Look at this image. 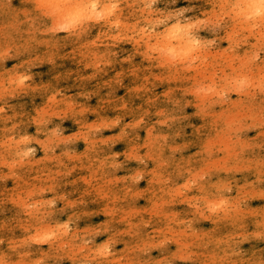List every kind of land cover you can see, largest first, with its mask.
Returning <instances> with one entry per match:
<instances>
[{"label": "rangeland", "instance_id": "374dc122", "mask_svg": "<svg viewBox=\"0 0 264 264\" xmlns=\"http://www.w3.org/2000/svg\"><path fill=\"white\" fill-rule=\"evenodd\" d=\"M240 1L242 2L240 3ZM38 2L37 0H0V82L2 83L3 81V75H8L11 79H14L22 74L26 79H23L22 83L26 85L27 89L26 93L23 92L20 94L18 87H15L16 90H11L13 88L11 84L7 83L5 88L0 84V113L4 112V114H0V146H2L3 142L5 144V147H1L0 151L4 149L8 151V145L11 146L10 152L8 151L10 155H6L7 159L4 158L6 164L0 163V264H80L82 261L85 262V264H94V261H91V257L94 256H90L91 250L94 246L99 244L104 245L107 242L108 244H105V247H112L111 250L107 251V254L109 253L107 257L108 259L115 260L112 264H138L139 262V264H146L147 262V264H199V261L200 264H240L239 261L246 262L262 257L264 254V229H258L256 221L254 220H248L250 222L249 227H251L249 229H245L244 231H236L234 229L235 233L232 236L230 244H223L222 247L219 245L216 249V242H210L214 240L213 237L215 236V224L213 227V221H215L214 214H216V210H214L216 208H211H213V200L217 197L225 199L224 208L229 209L233 206V209H239L237 210L239 218L248 214L252 215L253 209L256 208L255 206L258 202H264V27L263 29L260 26L259 28H252L251 33L254 36L251 37L252 39L249 38L245 41L247 46L246 53L241 51L242 47L240 43H242L243 37L237 34L238 30L234 23L235 21L245 19L242 18L240 14L242 12V14L245 13L243 10L246 8L247 1L221 0L220 3L218 0L217 3L214 2L213 4V10L215 12L213 10L211 11L212 13L207 12V17L209 16L207 20L205 18L201 20V22L205 21L206 23L203 27V31H201V36L206 37L207 41L209 39L207 50L211 53H209L210 59L208 58L207 60L205 57V60L204 58L203 60L205 64L209 63V65L212 60L215 66L211 68L208 66V68H205V76H203L201 81L199 80V85L201 84L202 86L200 85L198 89L200 90L202 88V91L204 89L207 93L203 91L201 94L203 95L205 93L206 95H203V105H201L202 107L200 106V111L195 110V107L189 102L187 93V91L192 93L196 92L197 86L194 85L191 87L187 85L185 86L187 91H185V89L176 88V86L174 87V85L169 84L163 79L159 71V66H157L156 63H151L154 60L152 58L154 57L153 54L148 53L152 56L148 55L150 58L144 57L145 61L143 57H135L131 47L120 44L119 41V45H117V41L113 42L109 38L103 39L104 42L103 40L99 41L97 48L93 44H89L90 32L85 26L80 28V30H82V36L85 35V37H81L80 39L74 38L70 40V43L65 40H59L58 37L62 36V32L54 31L52 27L48 29L50 20L47 19L52 16V12L43 7L41 8L42 4ZM153 2V6H155V17H158L160 16L159 4H161V2L160 0H154ZM169 2L171 5L168 9H171V11L177 8H184L182 14L185 15L186 19L194 18L196 12L193 8L194 5L190 4V0H169ZM176 4H178V6L174 9V5ZM238 6L242 7L240 8ZM157 22L158 21H154V23H156L154 24L156 26L154 30L160 27ZM232 32L234 33L231 34ZM227 33L231 34H229L228 39L233 41H227ZM39 34L41 35L38 36ZM234 36L235 38H233ZM83 42H87L86 44L88 45H84ZM253 42L255 45L251 44ZM85 47L87 51L90 49H98L103 56L100 55L98 58H84L80 52H83V50L86 51ZM71 49L74 50V53ZM232 53L235 55H231ZM73 55L76 58L72 61L70 57L73 58ZM239 57L241 58L240 61ZM147 61L149 63H147ZM215 61L218 64H216ZM229 61L230 65H228ZM87 62H89V64L91 63L90 67ZM136 64L137 66H135ZM150 65L152 66L150 67ZM153 65L156 68H154ZM134 66L135 68L132 71ZM224 68L226 69L224 70ZM129 69L131 70L130 73ZM205 71L210 74L209 77L213 75V71L214 75L208 79V74ZM122 72L124 73L122 74ZM227 74H229V77L226 76ZM120 75H125L124 78L122 77L123 81H121L122 78ZM157 75H159V77ZM235 75L238 76L236 77ZM146 76L149 77L147 78ZM135 77L137 79H135ZM144 79H146V81H144ZM44 80L48 81L44 83ZM103 80H106V82ZM149 81L153 83H149ZM206 83H209L208 90L205 89L208 88L205 87ZM118 84L119 86H117ZM47 86L54 88L47 89ZM137 86L140 87L139 90ZM146 86L149 88H146ZM238 86L240 88H238ZM141 88L145 89L143 90ZM127 89H129V91ZM168 89L170 90L168 91ZM133 90L134 92H132ZM136 90L138 92H136ZM142 90L144 94L141 92ZM50 91L52 92L50 93ZM127 91L129 92L128 94ZM214 91H217L218 93H216L219 95H214ZM208 92L210 93L208 94ZM51 94L57 99L70 98L73 96L70 100L71 107L74 108L75 112L82 109V107H86L87 113L84 116L87 118H96L97 115L98 117L102 115L107 118H115L117 116L115 119H119L120 121L117 122V125L120 123L118 126L122 129L119 132H114L115 128L113 126H108L109 128L107 126H102L103 128L96 127L92 131L88 129V133H90L88 134L89 137L87 133L81 134L82 136H80V134H72L74 130H78L76 123L74 124L73 122L74 115L68 112L65 114V108L63 106L57 111H51L54 115H38V118L34 116L33 112L38 110L37 108L51 105L49 99H47H51ZM147 97L149 99H147ZM153 98L154 102H152ZM142 100L146 105L142 104ZM107 103H110V106H108ZM103 104L106 105V108ZM125 104H127V106H125ZM28 105L33 109L31 112ZM94 105L95 107H92ZM20 108L22 110H19ZM149 108L150 110H148ZM160 108H162V110ZM23 110L26 115H23ZM19 111H21V113L23 111V113L21 114ZM94 111L96 113H94ZM161 111H163V113H161ZM212 111L224 112V115L227 113V117L232 118L234 116L236 120L233 121L231 125L226 124L222 134L213 133L208 126H203L201 129V127L196 125V122L200 119L197 117V114H207ZM144 113H146V116H144ZM123 116L124 119L122 121ZM20 117L23 122L20 121ZM135 118L136 121L139 120L140 123L139 121L134 122ZM36 120L38 121L36 122ZM13 121L16 122L12 123ZM24 121L27 123L23 124ZM128 122L130 127L128 126ZM161 123L163 124L159 125ZM42 125H44V127ZM125 125L126 127L128 126V128H126ZM135 126L139 127L135 128ZM46 127L54 129V135L51 134L50 136L44 133L46 131L43 128ZM33 131H35V133ZM121 132L125 136L122 135ZM114 133L116 134L114 135ZM161 135H163V137H161ZM41 136L43 138H41ZM132 138L135 141L132 140ZM22 139L24 141H22ZM204 139L205 142H203ZM222 139L223 142H221ZM35 140L37 141L35 142ZM196 140L200 141V143L196 142ZM84 141H86L85 145H88L87 148L85 146L83 147ZM222 143L227 144L231 148V153H222L217 150V148H222ZM192 144L194 146H192L193 148L190 147ZM240 148H243V151H241ZM195 149L196 151H194ZM153 151L154 153H152ZM211 151L212 153H210ZM24 152L26 153L24 154ZM157 152H160V156H162L160 157L159 153L157 156ZM164 153L165 155L163 156ZM188 154L190 155L188 156ZM151 156L152 158H149ZM21 158L22 160L20 161ZM59 158H61V160ZM101 159H104L105 162L107 161L106 165H103L104 161ZM115 159L116 163L113 165L111 162H114ZM234 159L236 163H234ZM51 160H53L52 164L47 163L49 161L51 162ZM120 160L124 163L122 164ZM11 161L14 162L12 163ZM60 162L62 164H60ZM182 162L185 164L183 165ZM176 163L178 166H176ZM195 163H200V165L202 163V167ZM223 164L224 166H222ZM54 166L55 168H53ZM91 166L94 167L91 168ZM162 168L163 170L165 168V174L162 172ZM119 169L120 172L122 171L121 175ZM184 171L187 172L185 173ZM156 173H158V175ZM166 173H168V175ZM191 173H196V177H192ZM189 177L195 180L189 179V183L187 182L188 184L183 182L182 185V178L185 180ZM99 178L101 181H99ZM215 179L220 181L218 186H213L212 184ZM200 183H202V185H208L210 183L211 185H209L218 192L200 189ZM89 186L91 187L89 188ZM184 186L185 188H183ZM195 186L196 190H194ZM100 187L108 191L111 188L110 194H107L110 199L100 200ZM54 188H57V190ZM172 188H176L174 189L175 191L172 190ZM93 189L95 190L93 191ZM157 190L159 192H157ZM177 194L180 197H176ZM124 195L125 197H123ZM132 196L134 198H132ZM232 199H234V201ZM158 207H160L159 210ZM33 210L36 211L34 212ZM40 210L42 212H40ZM154 210L155 212L158 211L155 213ZM148 212H151L153 215H147ZM130 214L133 217H130ZM165 214L167 216H165ZM228 220L229 219L226 218L222 224H219L224 225L225 223L224 227L217 226L222 235H225L228 231H232L231 226H229L232 220L230 219V222ZM227 223L229 224L228 226ZM252 226L256 227L254 228ZM210 228H213V232L210 231ZM41 230L44 232L42 235L51 230L52 232L50 234L54 233V235L51 236L47 233L49 234L46 235L47 237L49 236L48 238L45 235L42 237V235L40 236ZM62 230H64V232H62ZM167 231L170 233H166ZM208 232L209 234H207ZM211 232L213 234H211ZM66 234L68 236H66ZM71 234H75V236ZM205 234L209 235V238L212 236L210 238L211 240ZM33 235H36V237ZM77 237L78 239H76ZM40 238L41 240L38 241ZM73 238L74 240H71ZM34 239L35 241H33ZM129 239H131V241H129ZM146 239L148 240L146 241ZM199 241H201L202 244L201 242L199 243ZM64 242L66 244H64ZM193 243H195V248ZM202 247L204 249H202ZM72 248L75 249L72 250ZM71 251L74 252L72 253ZM163 251L167 252L164 253ZM33 252L36 253L34 254ZM160 253L162 254L160 255ZM71 257H75V259ZM103 257L102 259L104 260L106 257ZM214 258H216L217 261H214ZM99 259L100 257L97 261H99ZM208 259L210 262H208Z\"/></svg>", "mask_w": 264, "mask_h": 264}, {"label": "bare ground", "instance_id": "6f19581e", "mask_svg": "<svg viewBox=\"0 0 264 264\" xmlns=\"http://www.w3.org/2000/svg\"><path fill=\"white\" fill-rule=\"evenodd\" d=\"M33 1V0H32ZM35 1V0H34ZM37 1H39L38 3L39 4H42L41 5V8L43 7V8H45V9H48V11H50V12H52L51 14H52V16H50L47 20H50V25L48 24V29H50L51 27L54 29V31L56 30V31H61L62 33V36H59L58 37V39L59 40H65V41H67L68 43H70V40H72V39H80L81 37H85V35L84 36H82V30H80V28L82 27V26H85L86 27V29L87 30H89V32H90V35H89V44H93L94 46H96L97 48H98V42L99 41H101V40H103V39H110L111 41H117V45H119L118 44V41H119V43L120 44H123V45H125V46H128V47H131V49H132V52H133V54H135V57H137V58H142L143 57V59L145 60V58L146 57H149V56H152V55H149L148 53H151V54H153V56L154 57H152L154 60L151 62L152 64H154V63H156V65L157 66H159V71L161 72V74H162V77H163V79L164 80H166L169 84H171V85H174V87L176 86V88L178 87V88H182V89H185V91H187V89L185 88V86H187V85H190L191 87L192 86H197L196 88H197V91L196 92H194V93H192V92H190V91H187V93H188V97H189V102L190 103H192V105L195 107V110H197V111H200L199 110V108H200V106L201 105H203V103H202V101H203V95L205 96L207 93L204 91V89H203V91L206 93H204L203 95H201L202 94V88L199 90L198 88H199V86L201 85H199V80L201 81L202 79H203V76H205V74H204V69L205 68H208V66L211 68L212 66H215V64L214 63H212L213 61L211 60L210 62V65H209V63H206L205 64V57L207 58V60H208V58H209V53H210V51H208L207 50V43H208V41H209V39H208V41H207V38L206 37H202L201 36V31H203V27L206 25V23H205V21H202L201 22V20H203V18H205L206 20H207V18L209 17H207V12H209V13H212L211 11L213 10V4H214V2H218V0H190V4H192V5H194V9H195V16H194V18L193 19H186V17H185V15H183L182 14V10H184V8L183 9H178L177 8V6H178V4H176V5H174V9H176V10H174V11H171V9H168V7L171 5L170 4V2H169V0H160V2H161V4H159V6H160V9H159V11H160V16H158V17H155L156 15H155V9H154V7L155 6H153V1L154 0H37ZM221 0H219V2H220ZM247 1V4H246V8L243 10V8H242V10L245 12L244 14H240V15H242L241 17L242 18H245L244 20L243 19H241V20H243V21H235L234 23L236 24V28H237V30H238V33L237 32H235V33H237L238 35H241L242 37H243V41H242V43H240L241 44V47H242V50L241 51H243V52H246V40L247 39H252L251 37L252 36H254V35H252V33H251V31H252V28L254 29V27H258L259 28V26L260 27H262V29H263V27H264V0H246ZM242 1H240V3H241ZM244 2V1H243ZM221 3V2H220ZM219 3V4H220ZM245 4V3H244ZM236 6V5H235ZM234 6V7H235ZM211 7V8H210ZM237 7V6H236ZM238 7H240V6H238ZM242 7V6H241ZM240 7V8H241ZM40 8V7H39ZM159 8V7H158ZM226 8V7H225ZM190 9H191V7H190ZM216 10V9H215ZM214 11V10H213ZM219 11V10H218ZM45 12V11H44ZM215 12V11H214ZM213 12V13H214ZM240 13V12H239ZM48 14V13H47ZM46 15V14H45ZM158 15H159V12H158ZM208 15H210V14H208ZM239 15V14H238ZM214 16V15H213ZM216 16V15H215ZM239 17V16H238ZM211 19V18H210ZM237 19V18H236ZM154 21H158L157 23L160 25V27H158V29H156V30H154V27H156L154 24H156V23H154ZM158 26V25H157ZM48 29H47V31H48ZM83 29V28H82ZM44 32H46L45 30H43ZM42 31V32H43ZM235 31V30H234ZM255 31V30H254ZM258 31V30H257ZM49 32V31H48ZM261 32V31H260ZM38 33V32H37ZM36 33V34H37ZM234 32H232L231 34H233ZM256 33V32H255ZM229 34L230 33H227V41H233V40H229L228 39V36H229ZM230 34V35H231ZM261 34V33H260ZM41 34H39L38 36H40ZM263 35V34H262ZM260 36V35H259ZM232 37V36H231ZM241 37V38H242ZM263 37V36H262ZM223 38V37H222ZM233 38H235V36L233 37ZM260 38H261V36H260ZM260 38H259V40H260ZM225 39V40H226ZM263 39V38H262ZM264 40V39H263ZM262 40V41H263ZM106 41V40H105ZM253 41V40H252ZM261 41V42H262ZM37 42V41H36ZM75 42V41H74ZM103 42H104V40H103ZM237 42V41H236ZM235 42V43H236ZM257 42V41H256ZM43 43H45V42H43ZM84 43V45H88V44H86L87 42H83ZM230 43V42H229ZM234 43V42H233ZM248 43V42H247ZM37 44V43H36ZM82 44V43H81ZM209 44V43H208ZM249 44V43H248ZM251 44H254V42L253 43H251ZM70 45V44H69ZM93 45H92V47H93ZM103 45V44H102ZM106 45V44H105ZM111 45H113V44H111ZM255 45V44H254ZM82 46V45H81ZM238 46V45H237ZM60 47V46H59ZM89 47V46H88ZM225 47H227V46H225ZM239 47V46H238ZM256 47V46H255ZM39 49V48H38ZM37 49V50H38ZM85 49H86V47H85ZM126 49H128V48H126ZM227 50L229 49V48H226ZM256 49V48H255ZM36 50V49H35ZM72 50V49H71ZM123 50V49H122ZM230 50V49H229ZM251 50V49H250ZM68 51V50H67ZM74 50H72V52H73ZM81 51V50H80ZM112 51V50H111ZM236 51V50H235ZM252 51V50H251ZM38 52V51H37ZM101 52V51H100ZM100 52L98 51V49H96V50H92V49H90L89 51H87V49H86V51H84L83 50V52H80V54L84 57V58H88V57H97L98 58V56L100 57V55L101 56H103V54H100ZM129 53H131L130 51H128ZM224 52V51H223ZM63 53H64V51H63ZM74 53V52H73ZM78 53V52H77ZM113 53V52H112ZM121 53V52H120ZM128 53V54H129ZM221 54H223L222 52H220ZM247 53V52H246ZM79 54V53H78ZM211 54V53H210ZM240 54V53H239ZM109 55V54H108ZM108 55H107V57H108ZM131 55V54H130ZM149 55V56H148ZM220 55V54H219ZM231 55H233V53L231 54ZM235 55V54H234ZM233 55V56H234ZM241 55V54H240ZM39 56V55H38ZM66 56V55H65ZM127 56V55H126ZM133 56V55H132ZM225 56V55H224ZM227 56V55H226ZM229 56V55H228ZM254 56V55H253ZM64 57V56H63ZM105 57V56H104ZM145 57V58H144ZM230 57V56H229ZM241 57H242V55H241ZM39 58V57H38ZM74 58H76L74 55H73V58L72 57H70V59L73 61L74 60ZM97 58H95V59H97ZM150 58V57H149ZM203 58H204V60H203ZM233 58V57H232ZM236 58V57H235ZM240 58V57H239ZM79 59V58H78ZM129 59H130V57H129ZM128 59V60H129ZM210 59V58H209ZM212 59V58H211ZM228 59V58H227ZM226 59V60H227ZM91 60H92V58H91ZM140 60V59H139ZM142 60V59H141ZM237 60V59H236ZM241 60V58L239 59V61ZM26 61V60H25ZM71 61V62H72ZM79 61V60H78ZM95 61V60H94ZM122 61V60H121ZM143 61V60H142ZM146 61V60H145ZM149 61V60H148ZM147 61V63H149ZM217 61V60H216ZM215 61V63L216 64H218L217 62ZM238 61V60H237ZM244 61V60H243ZM76 62V61H75ZM74 62V63H75ZM90 62V61H89ZM89 62H87L88 64H89ZM92 62V61H91ZM124 62H125V60H124ZM218 62H220V61H218ZM77 63V62H76ZM84 63H85V61H84ZM135 63V62H134ZM142 63V62H141ZM245 63V62H244ZM80 64H81V62H80ZM91 64V63H90ZM90 64H89V67H90ZM119 64V63H118ZM132 64V63H131ZM130 64V65H131ZM120 65V64H119ZM118 65V66H119ZM228 65H230V61H229V64ZM135 66H137V64L135 65ZM135 66L132 68V71H133V69L135 68ZM152 65H150V67H151ZM221 66V65H220ZM238 66V65H237ZM85 67V66H84ZM127 67H128V65H127ZM149 67V68H150ZM153 67H154V65H153ZM204 67V68H203ZM216 67H217V65H216ZM216 67H215V69H216ZM219 67V66H218ZM232 67V66H231ZM86 68V67H85ZM129 68V67H128ZM131 68V67H130ZM143 68H145V67H143ZM142 68V69H143ZM154 68H156V67H154ZM158 68V67H157ZM222 68V67H221ZM162 69V70H161ZM218 69V68H217ZM226 68H224V70H225ZM229 69V68H228ZM236 69V68H235ZM76 70V69H75ZM108 70H110V69H108ZM137 70H139V69H137ZM119 71V70H118ZM130 69H129V73H130ZM141 71V70H140ZM157 71V70H156ZM216 71V70H215ZM227 71H229V70H227ZM94 72V71H93ZM115 72H117V71H115ZM206 72V71H205ZM209 72V71H208ZM211 72H212V70H211ZM106 73V72H105ZM114 73V72H113ZM124 72H122V74H123ZM132 73V72H131ZM135 73H136V71H135ZM141 73V72H140ZM142 73H143V71H142ZM148 73H149V71H148ZM151 73V72H150ZM207 73V72H206ZM229 73V72H228ZM120 74V73H119ZM208 74V77L210 76V74L209 73H207ZM231 74V73H230ZM17 75H19V74H17ZM133 75V74H132ZM213 75H214V71H213ZM212 75V76H213ZM241 75V74H240ZM245 75V74H244ZM105 76H107V75H105ZM115 76V75H114ZM119 76V75H118ZM125 76V75H124ZM124 76L122 75H120V77L122 78H124ZM136 76V75H135ZM144 76V75H143ZM158 77H159V75H157ZM161 76V75H160ZM211 76V77H212ZM226 76H228L229 77V74H227ZM236 76V75H235ZM238 76V75H237ZM236 76V77H237ZM242 76V75H241ZM117 77V76H116ZM115 77V78H116ZM140 77V76H139ZM147 77V76H146ZM149 77V76H148ZM147 77V78H148ZM155 77H156V74H155ZM154 77V78H155ZM161 77V78H162ZM207 77V76H206ZM205 77V78H206ZM211 77H209L208 79H210ZM233 77V76H232ZM235 77V78H236ZM13 78V77H12ZM123 78H122V80L121 81H123ZM144 78H145V76H144ZM214 78V77H213ZM217 78V77H216ZM242 78V77H241ZM23 79L24 80H26L25 79V76H23L22 74L20 75V76H17V77H15L14 79H11V77L10 76H8V75H3V81H2V83L0 82V84H1V86H4V88H5V86H7V83H9V84H11L12 86H13V88L11 89V90H16V88L15 87H18V89H19V93L20 94H22L23 92L24 93H26V91H27V89H26V85L25 84H23L22 83V81H23ZM135 79H137L136 77H135ZM134 79V80H135ZM142 79V78H141ZM158 79V78H157ZM247 79V78H246ZM100 80V79H99ZM132 80V79H131ZM159 80V79H158ZM205 80V79H204ZM45 82L44 83H46L47 81L46 80H44ZM103 81H105L106 82V80H103ZM116 81H118V80H116ZM144 81H146V79H144ZM216 81V80H215ZM233 81V80H232ZM241 81V80H240ZM243 81V80H242ZM102 82V81H101ZM120 82V81H119ZM150 82H152V81H149V83ZM209 82V81H208ZM144 83V82H143ZM142 83V84H143ZM153 83V82H152ZM210 83V82H209ZM208 83V84H209ZM211 83H213V82H211ZM238 83H239V81H238ZM48 84V83H47ZM146 84V83H145ZM202 84H203V81H202ZM208 84L206 83V85H205V87H208V88H205V89H209V86H208ZM217 84V83H216ZM215 84V85H216ZM240 84V83H239ZM238 84V85H239ZM245 84V83H244ZM247 84H248V82H247ZM246 84V85H247ZM15 85V86H14ZM124 85V84H123ZM152 85V84H151ZM154 85V84H153ZM213 85V84H212ZM235 85V84H234ZM9 86V85H8ZM117 86H119V84L117 85ZM156 86V85H155ZM202 86V85H201ZM223 86V85H222ZM228 86V85H227ZM123 87V86H122ZM134 87V86H133ZM138 87V86H137ZM213 87V86H212ZM212 87H210L211 89H213ZM235 87V86H234ZM237 87V86H236ZM240 87H241V85H240ZM239 86H238V88H240ZM30 88V87H29ZM35 88V87H34ZM47 89H52V88H54V87H51V86H47L46 87ZM120 88V87H119ZM125 88V87H124ZM146 88H149V87H147L146 86ZM195 88V87H194ZM216 88V87H215ZM215 88H214V90H215ZM238 88H236V89H238ZM45 89V88H44ZM94 89H96V88H94ZM134 89H136V88H134ZM140 89V87H138V90ZM141 89H145V88H141ZM193 89V88H192ZM6 90V89H5ZM11 90H9V91H11ZM55 90V89H54ZM128 91H129V89H127ZM143 90L141 91L142 93H143ZM147 90V89H146ZM145 90V91H146ZM162 90V89H161ZM170 89H168V91H169ZM206 90V91H207ZM225 90V89H224ZM228 90H230V89H228ZM247 90V89H246ZM43 91V90H42ZM88 91V90H87ZM127 91V94L129 93ZM148 91V90H147ZM166 91V90H165ZM192 91V90H191ZM211 91V90H210ZM218 91V90H217ZM217 91H214L215 93H214V95H216L218 92ZM221 91V90H220ZM2 92V91H1ZM7 92V91H6ZM6 92H4L5 94H7ZM52 91H50V93H51ZM89 92V91H88ZM132 92H134V90L132 91ZM131 92V93H132ZM136 92H138L137 90H136ZM217 92V93H216ZM231 92V91H230ZM240 92V91H239ZM244 92H246V91H244ZM44 93V92H43ZM55 93H56V91H55ZM83 93H85V92H83ZM90 93V92H89ZM123 93V92H122ZM150 93H151V91H150ZM210 92H208V94H209ZM15 94V93H14ZM19 94V95H20ZM46 94V93H45ZM81 94V93H80ZM93 94H95V93H93ZM133 94V93H132ZM144 94V93H143ZM142 94V95H143ZM147 94V93H146ZM153 94V93H152ZM161 94V93H160ZM242 94V93H241ZM8 95V94H7ZM25 95V94H24ZM120 95H122V94H120ZM135 95V94H134ZM217 95H219V94H217ZM3 96H5V95H3ZM37 96H39V95H37ZM42 96V95H41ZM45 96V95H44ZM48 96V95H47ZM46 96V97H47ZM51 96H52V94H51ZM71 96V95H70ZM80 96V95H79ZM79 96H76V97H79ZM132 96V95H131ZM148 96V95H147ZM213 96V95H212ZM211 96V97H212ZM49 97H50V95H49ZM129 97H130V95H129ZM137 97H139V96H137ZM136 97V98H137ZM154 97V96H153ZM156 97H157V95H156ZM207 97V96H206ZM235 97V96H234ZM73 98V96L72 97H70V98H60V99H57V98H55V96H52L51 97V99L50 98H47V99H49V101H50V103H51V105H49V106H44V107H40V108H37L38 110H36L35 112H33V114H34V116H38V115H50V114H53V113H51V111H57L58 109H61L62 108V106L65 108V110H64V113L65 114H67V112L68 113H72L74 116H73V122H74V124L76 123V125H77V128H78V130L77 131H75L74 130V133H72V134H80V136H82L81 134H86L87 133V135L88 134H90V133H88L89 131H88V129L89 130H94V128H98V127H102V126H113L114 128H115V131L114 132H119L121 129L119 128V126L118 125H120V123H118V125H117V122L119 121V119L117 120V119H115V118H113V117H103L102 115L101 116H99L98 117V115H97V117L96 118H87L86 116H84V115H86V113H87V111H86V107L85 108H83L81 105H79V106H81L82 107V109H80V110H78V111H76L75 112V110H74V108L73 107H71V105H70V100ZM99 98V97H98ZM208 98V97H207ZM46 99V100H47ZM101 99V98H100ZM122 99V98H121ZM145 99V98H144ZM147 99H149L148 97H147ZM151 99V98H150ZM157 99V98H156ZM39 100H40V98H39ZM137 100H138V98H137ZM140 100V99H139ZM154 100V98L152 99V102H154L153 101ZM96 101V100H95ZM98 101H100V100H98ZM97 101V102H98ZM125 101V100H124ZM149 101V100H148ZM151 101V100H150ZM167 101V100H166ZM205 101V100H204ZM33 102V101H32ZM96 102V103H97ZM126 102V101H125ZM218 102V101H217ZM23 103H24V101H23ZM43 103H44V101H43ZM45 103H46V101H45ZM187 103V102H186ZM209 103V102H208ZM211 103V102H210ZM212 103H214V102H212ZM232 103V102H231ZM28 104V103H27ZM31 104V103H30ZM36 104H37V102H36ZM36 104H35V106H36ZM102 104V103H101ZM110 104V103H109ZM108 103H107V105L108 106H110ZM115 104V103H114ZM142 104H145V103H143V100H142ZM150 104H151V102H150ZM176 104V103H175ZM23 105V104H22ZM41 105V104H40ZM97 105V104H96ZM103 105H105V104H103ZM136 105V104H135ZM146 105V104H145ZM19 106V105H18ZM116 106V105H115ZM125 106H127V104H125ZM130 106V105H129ZM139 106H140V104H139ZM139 106H135V107H137V108H141V107H139ZM16 107V106H15ZM28 107L30 108V112H31V110H33V109H31V106L30 105H28ZM28 107H27V109H28ZM39 107V106H38ZM90 107V106H89ZM92 107H95V105L94 106H92ZM100 107H101V105H100ZM99 107V108H100ZM113 107H114V105H113ZM118 107H120V106H118ZM117 107V108H118ZM123 107V106H122ZM150 107V106H149ZM202 107V106H201ZM206 107V106H205ZM204 107V108H205ZM17 108V107H16ZM21 108H23V107H21ZM19 109V110H22V109ZM97 108V107H96ZM102 108V107H101ZM105 108H106V105H105ZM148 108V107H147ZM244 108V107H243ZM143 109V108H142ZM161 110H162V108H160ZM202 109V108H201ZM245 109V108H244ZM109 110V109H108ZM114 110V109H113ZM129 110H130V108H129ZM148 110H150V108L148 109ZM148 110H147V112H148ZM163 110H164V108H163ZM224 110V109H223ZM15 111V110H14ZM24 111V110H23ZM23 111H22V113H23ZM29 111V110H28ZM96 111V110H95ZM94 111V113H96ZM142 111H145V110H142ZM153 111V110H152ZM202 111V110H201ZM245 111V110H244ZM18 112V111H17ZM90 112V111H89ZM123 112V111H122ZM134 112V111H133ZM146 112V113H147ZM155 112V111H154ZM248 112V111H247ZM19 113H21V111H19ZM21 113V114H22ZM59 113V112H58ZM128 113H129V111H128ZM137 113V112H136ZM141 113H143V112H141ZM146 113H144V116H146L145 114ZM161 113H163V111H161ZM1 115L2 114H4V112L3 113H0ZM25 114V111H24V113H23V115ZM71 114V115H72ZM90 114V113H89ZM93 114V113H92ZM91 114V115H92ZM121 114H123V113H121ZM150 114V113H149ZM148 114V115H149ZM157 114V113H156ZM196 114V113H195ZM11 115V114H10ZM19 115V114H18ZM26 115V114H25ZM28 115V114H27ZM54 115V114H53ZM52 115V116H53ZM107 115V114H106ZM111 115V114H110ZM110 115H108V116H110ZM138 115V114H137ZM139 115H140V113H139ZM138 115V116H139ZM198 116L197 117H199L200 119H199V121L198 122H196V125L197 126H199V127H201V129H202V127L204 126H208L210 129H211V131L213 132V133H217V134H222V132L225 130V125L226 124H228V125H231L232 123H233V121H235L236 119H235V117L233 118H231V117H227L228 116V114L226 113L225 115H224V112H214V111H212V112H209V113H207V114H201V115H199V114H197ZM223 115H224V117H223ZM30 116V115H29ZM61 116H62V114H61ZM64 116V115H63ZM68 116V115H67ZM66 116V117H67ZM84 116V117H83ZM136 116V115H135ZM141 116H142V114H141ZM158 116V115H157ZM17 117V116H16ZM24 117V116H23ZM31 117V116H30ZM83 117V118H82ZM223 117V118H222ZM2 118H3V116H2ZM26 118V117H25ZM24 118V119H25ZM35 118V117H34ZM38 118V117H37ZM45 118V117H44ZM50 118V117H49ZM121 118V117H120ZM132 118V117H131ZM163 118H165V117H163ZM186 118V117H185ZM248 118H250V117H248ZM5 119H6V117H5ZM19 119V118H18ZM47 119H48V117H47ZM123 119H124V116H123V118H122V121H123ZM138 119V118H137ZM141 119V118H140ZM12 120V119H11ZM29 120V119H28ZM129 120V119H128ZM163 120V119H162ZM257 120V119H256ZM10 121V120H9ZM20 121H21V117H20ZM31 121V120H30ZM38 120H36V122H37ZM137 121H139V120H137ZM136 121V118H135V120H134V122H137ZM155 121V120H154ZM16 121H13L12 123H15ZM21 122H23V121H21ZM33 122H34V120H33ZM45 122V121H44ZM120 122V121H119ZM130 122H131V119H130ZM170 122H171V120H170ZM169 122V123H170ZM27 123V122H26ZM25 123V121H24V123L23 124H26ZM123 123V122H122ZM139 123H140V121H139ZM154 123H157V122H154ZM30 124V123H29ZM28 124V125H29ZM39 124V123H38ZM43 124V123H42ZM128 124H129V122H128ZM143 124V123H142ZM158 124V123H157ZM163 123H161V124H159V125H162ZM171 124V123H170ZM212 124V125H211ZM28 125H27V127H28ZM40 125H41V123H40ZM122 125H124V124H122ZM154 125H156V124H154ZM153 125V126H154ZM4 126H5V124H4ZM10 126V125H9ZM24 126V125H23ZM43 127H44V125H42ZM129 127H130V124L128 125ZM128 126L126 127V125H125V127L126 128H128ZM134 126V125H133ZM141 126V125H140ZM170 126V125H169ZM8 127V126H7ZM51 127V126H50ZM139 127V126H138ZM138 127H136L135 126V128H138ZM150 127H152V126H150ZM29 128V127H28ZM40 128H41V126H40ZM103 128V127H102ZM109 128V127H108ZM134 128V127H133ZM157 128V127H156ZM169 128V127H168ZM180 128V127H179ZM197 128V127H196ZM195 128V129H196ZM43 129H45V131L46 132H44V133H47L48 135H50L51 136V134H53V131H54V129H51V128H49V127H46V128H43ZM42 129V130H43ZM146 129V128H145ZM151 129V128H150ZM155 129V128H154ZM125 130V129H124ZM139 130V129H138ZM159 130V129H158ZM183 130V129H182ZM70 131V130H69ZM123 131V130H122ZM145 131V130H144ZM149 131V130H148ZM34 133H35V131H33ZM40 132V131H39ZM56 132V131H55ZM123 132H125V131H123ZM92 133V132H91ZM155 133V132H154ZM32 134V133H31ZM37 134V133H36ZM35 134V135H36ZM40 134H43V133H40ZM116 133H114V135H115ZM121 134H122V132H121ZM147 134V133H146ZM162 134V133H161ZM198 134V133H197ZM228 134V133H227ZM264 134V133H263ZM54 135V134H53ZM109 135V134H108ZM111 135V134H110ZM122 135H124V134H122ZM170 135H173V134H170ZM215 135V134H214ZM214 135H212V136H214ZM25 136V135H24ZM33 136V135H32ZM67 136V135H66ZM75 136V135H74ZM79 136V135H78ZM79 136V137H80ZM113 136V135H112ZM125 136V135H124ZM156 136V135H155ZM217 136V135H216ZM29 137V136H28ZM27 137V138H28ZM39 137V136H38ZM86 137V136H85ZM88 137H89V135H88ZM90 137H91V135H90ZM144 137H145V135H144ZM149 137V136H148ZM151 137V136H150ZM161 137H163V135H161ZM167 137H172V136H167ZM175 137V136H174ZM211 137V136H210ZM221 137V136H220ZM225 137V136H224ZM21 138V137H20ZM41 138H43L42 136H41ZM45 138V137H44ZM105 138V137H104ZM109 138H112V137H109ZM113 138H116V137H113ZM121 138H122V136H121ZM143 138V137H142ZM35 139V138H34ZM55 139V138H54ZM129 139V138H128ZM128 139H127V141H128ZM139 139V138H138ZM145 139V138H144ZM143 139V140H144ZM152 139V138H151ZM159 139H162V138H159ZM224 139V138H223ZM223 139H222V141L221 142H223ZM26 140V139H25ZM40 140H42V139H40ZM121 140V139H120ZM124 140V139H123ZM131 140V139H130ZM132 140H134L133 138H132ZM146 140H147V138H146ZM158 140V139H157ZM21 141V140H20ZM22 141H24L23 139H22ZM37 140H35V142H36ZM91 141V140H90ZM107 141H108V139H107ZM110 141V140H109ZM116 141H117V139H116ZM135 141V140H134ZM226 141V140H225ZM17 142V141H16ZM32 142H34V141H32ZM53 142H54V140H53ZM95 142H98V141H95ZM94 142V143H95ZM119 142V141H118ZM143 142V141H142ZM145 142V141H144ZM147 142V141H146ZM149 142H150V140H149ZM157 142V141H156ZM196 142H199L200 143V141H197L196 140ZM195 142V143H196ZM203 142H205V139H204V141ZM213 142H215V141H213ZM19 143V142H18ZM40 143H41V141H40ZM45 143V142H44ZM50 143V142H49ZM84 144H83V147L85 146L86 148L88 147V145H85V143H86V141H84L83 142ZM116 143V142H115ZM125 143V142H124ZM132 143H133V141H132ZM154 143V142H153ZM199 143H198V145H199ZM228 143V142H227ZM51 144H52V142H51ZM97 144V143H96ZM102 144V143H101ZM104 144V143H103ZM142 144V143H141ZM149 144V143H148ZM216 144V143H215ZM223 145L221 146L222 148H217V150L218 151H221L222 153L223 152H225V153H227V152H230L231 151V148L227 145V144H225V143H222ZM35 145H37V144H35ZM134 145V144H133ZM196 145V144H195ZM201 145H202V143H201ZM7 146V145H6ZM94 146V145H93ZM97 146V145H96ZM95 146V147H96ZM128 146H129V144H128ZM127 146V147H128ZM137 146V145H136ZM147 146V145H146ZM150 146L152 147V145H151V143H150ZM159 146V145H158ZM193 146V144L190 146V147H192ZM200 146V145H199ZM1 147H5V144H4V142L2 143V146H0V148ZM18 147V146H17ZM37 147V146H36ZM44 147V146H43ZM133 147V146H132ZM149 147V146H148ZM167 147V146H166ZM194 147V146H193ZM192 147V148H193ZM206 147V146H205ZM210 147V146H209ZM10 148V149H9ZM39 148V147H38ZM97 149H98V146L96 147ZM134 148V147H133ZM139 148V147H138ZM154 148V147H153ZM191 148V149H192ZM18 149V148H17ZM92 149H93V147H92ZM91 149V150H92ZM125 149V148H124ZM140 149V148H139ZM161 149H164V148H161ZM166 149V148H165ZM199 149V148H198ZM10 150H11V146L10 145H8V151L10 152ZM28 150H29V148H28ZM38 150V149H37ZM131 150H132V148H131ZM130 150V151H131ZM145 150H147V149H145ZM202 150V149H201ZM200 150V151H201ZM240 150L241 151H243V148H240ZM8 151H6V149H4V150H2V151H0L1 153H0V163L1 164H3V163H5L6 161H5V159L4 158H6L7 159V157H6V155H8L9 154V152ZM48 151V150H47ZM88 151H90V150H88ZM148 151V150H147ZM149 151H150V149H149ZM157 151H158V149H157ZM194 151H196V149L194 150ZM216 151V150H215ZM13 152V151H12ZM92 152V151H91ZM91 152H90V154H91ZM188 152H190V151H188ZM220 152V153H221ZM236 152V151H235ZM22 153V152H21ZM26 152H24V154H25ZM43 153V152H42ZM119 153V152H118ZM123 153V152H122ZM152 153H154V151L152 152ZM158 153H159V156H160V152H157V156H158ZM193 153H195V152H193ZM192 153V154H193ZM210 153H212V151L210 152ZM231 153V152H230ZM88 154V153H87ZM126 154H127V152H126ZM150 154V153H149ZM187 154V153H186ZM185 154V155H186ZM199 154V153H198ZM198 154H196V155H198ZM219 154V153H218ZM10 155V154H9ZM12 155V154H11ZM17 155V154H16ZM15 155V156H16ZM99 155V154H98ZM123 155V154H122ZM122 155H121V157H122ZM153 155V154H152ZM165 155V153L163 154V156ZM190 154H188V156H189ZM213 155V154H212ZM236 155V154H235ZM14 156V157H15ZM30 156V155H29ZM31 156H32V154H31ZM48 156V155H47ZM94 156V155H93ZM97 156V155H96ZM100 156V155H99ZM111 156V155H110ZM154 156V155H153ZM162 156V155H161ZM160 156V157H161ZM171 156V155H170ZM219 156V155H218ZM17 157V156H16ZM19 157V156H18ZM34 157V156H33ZM89 157H90V155H89ZM101 157V156H100ZM119 157V156H118ZM148 157V156H147ZM192 157V156H191ZM44 158V157H43ZM92 158V157H91ZM107 158V157H106ZM149 158H152V156L151 157H149ZM188 158V157H187ZM55 159V158H54ZM53 159V160H54ZM60 160H61V158H59ZM73 159V158H72ZM93 159H95V158H93ZM100 159V158H99ZM111 159V158H110ZM126 159V158H125ZM154 159V158H153ZM164 159V158H163ZM166 159V158H165ZM189 159V158H188ZM225 159H226V157H225ZM231 159V158H230ZM239 159V158H238ZM9 160V159H8ZM22 160V158L20 159V161ZM36 160V159H35ZM46 160V159H45ZM47 160H49V159H47ZM53 160H51V162L49 161V162H47V163H53L52 161ZM56 160V159H55ZM76 160V159H75ZM102 160V159H101ZM113 160V159H112ZM155 160H156V158H155ZM160 160V159H159ZM167 160V159H166ZM165 160V161H166ZM220 160V159H219ZM5 161V162H4ZM27 161V160H26ZM42 161V160H41ZM63 161V160H62ZM87 161V160H86ZM89 161H90V159H89ZM102 161H104V159L102 160ZM101 161V162H102ZM121 161V160H120ZM161 161V160H160ZM180 161H185V160H180ZM188 161H190V160H188ZM227 161H229V160H227ZM12 162V161H11ZM14 162V161H13ZM12 162V163H13ZM43 162V161H42ZM56 162H57V160H56ZM66 162V161H65ZM97 162V161H96ZM107 162V161H106ZM106 162L104 161L103 162V165H106ZM122 162V161H121ZM127 162V161H126ZM150 162H151V160H150ZM158 162V161H157ZM163 162V161H162ZM200 162V161H199ZM217 162V161H216ZM229 162H231V161H229ZM12 163H10V164H12ZM44 163V162H43ZM89 163H91V162H89ZM95 163V162H94ZM111 163H113V165H114V163H116V159H115V161L114 162H111ZM110 163V164H111ZM124 162H122V164H123ZM154 163H155V161H154ZM164 163V162H163ZM165 163H167V162H165ZM170 163H172V162H170ZM174 163V162H173ZM234 163H236L235 162V159H234ZM234 163H233V166H234ZM6 164V163H5ZM8 164V163H7ZM36 164V163H35ZM46 164V163H45ZM60 164H62L61 162H60ZM63 164H65V163H63ZM99 164V163H98ZM97 164V165H98ZM109 164V165H110ZM157 164V163H156ZM156 164H155V166H156ZM177 164V163H176ZM182 164H183V162H182ZM185 164V163H184ZM183 164V165H184ZM195 164H197V163H195ZM215 164H217V163H215ZM13 165V164H12ZM34 165V164H33ZM39 165V164H38ZM37 165V166H38ZM54 165H56V164H54ZM100 165H101V163H100ZM154 165V164H153ZM159 165H160V163H159ZM162 165V164H161ZM165 165V164H164ZM197 165H199V166H201L202 167V163H201V165H200V163L199 164H197ZM36 166V165H35ZM43 166V165H42ZM60 166V165H59ZM63 166V165H62ZM116 166V165H115ZM174 166H175V164H174ZM176 166H178V164L176 165ZM194 166V165H193ZM222 166H224V164L222 165ZM33 167V166H32ZM48 167V166H47ZM47 167H46V169H47ZM56 167H58V166H56ZM94 167V166H93ZM92 166H91V168H93ZM108 167V166H107ZM150 167H153V166H150ZM157 167V166H156ZM160 167V166H159ZM38 168V167H37ZM49 168H50V166H49ZM53 168H55V166L53 167ZM60 168V167H59ZM58 168V169H59ZM84 168V167H83ZM91 168H89V169H91ZM97 168V167H96ZM123 168V167H122ZM155 168V167H154ZM191 168V167H190ZM196 168H197V166H196ZM51 169V168H50ZM81 169V168H80ZM85 169V168H84ZM88 169V170H89ZM100 169V168H99ZM108 169V168H107ZM121 169V168H120ZM120 169H119V172H120ZM158 169V168H157ZM156 169V170H157ZM178 169V168H177ZM37 170V169H36ZM44 170V169H43ZM77 170H78V168H77ZM106 170V169H105ZM123 170V169H122ZM125 170V169H124ZM162 170V172H164V170H165V168H164V170H163V168L161 169ZM173 170V169H172ZM171 170V171H172ZM184 170V169H183ZM203 170V169H202ZM217 170V169H216ZM91 171V170H90ZM110 171H111V168H110ZM158 171V170H157ZM222 171V170H221ZM48 172V171H47ZM46 172V173H47ZM55 172V171H54ZM112 172V171H111ZM117 172V171H116ZM122 172V171H121ZM121 172H120V175H121ZM160 172V171H159ZM168 172H169V170H168ZM185 172V171H184ZM187 172V171H186ZM185 172V173H186ZM189 172V171H188ZM215 172V171H214ZM217 172H219V171H217ZM263 172V171H262ZM43 173V172H42ZM77 173V172H76ZM118 173V172H117ZM129 173V172H128ZM183 173V172H182ZM79 174V173H78ZM112 174V173H111ZM119 174V173H118ZM127 174V173H126ZM157 175H158V173H156ZM164 174H165V172H164ZM167 175H168V173H166ZM172 174V173H171ZM181 174V173H180ZM184 174V173H183ZM214 174V173H213ZM219 174V173H218ZM217 174V175H218ZM229 174H231V173H229ZM156 175V176H157ZM196 173H194V174H192L191 173V176L192 177H196ZM198 175H199V173H198ZM216 175V176H217ZM263 175V174H262ZM102 176V175H101ZM155 176V177H156ZM181 176V175H180ZM109 177V176H108ZM116 177V176H115ZM154 177V176H153ZM160 177H161V175H160ZM162 177H163V175H162ZM185 177H186V175H185ZM184 177V178H185ZM202 177H203V175H202ZM46 178V177H45ZM100 178H102V177H100ZM100 178H99V181H101L100 180ZM129 178V177H128ZM157 178V177H156ZM184 178H182L183 180L181 181V183H182V185H183V182H188V180L189 179H192V180H195L194 178H186L185 180H184ZM108 179V178H107ZM113 179V178H112ZM129 179H131V178H129ZM155 179V178H154ZM153 179V180H154ZM125 180V179H124ZM123 180V181H124ZM127 180V179H126ZM152 180V181H153ZM216 180V179H215ZM213 181L214 183H212V182H210V183H212L213 184V186L215 185V186H218V184L220 183V181ZM98 181V182H99ZM103 181V180H102ZM151 181V180H150ZM154 182V181H153ZM202 182V181H201ZM224 182V181H223ZM103 183V182H102ZM101 183V184H102ZM189 183V182H188ZM187 183V184H188ZM199 183V182H198ZM197 183V184H198ZM209 183V184H210ZM107 184V183H106ZM149 184H151V183H149ZM148 184V185H149ZM205 184V183H204ZM206 184H207V182H206ZM202 185V183H200V189H206V190H212V191H214V192H216L217 190L216 189H214L212 186H210L209 184L208 185ZM86 185H88V184H86ZM92 185H93V183H92ZM186 185V184H185ZM225 185V184H224ZM224 185H222V186H224ZM49 187H50V184H49ZM91 186H89V188H90ZM97 187H98V185H97ZM138 187V186H137ZM235 187V186H234ZM48 188V187H47ZM101 189V193H99L100 194V196H101V199L100 200H104V199H110L109 197H108V195L107 194H110V192H111V188H110V190L108 191V190H106V189H103L102 187H100ZM183 188H185V186L183 187ZM190 188V187H189ZM212 188V189H211ZM223 188V187H222ZM55 189V188H54ZM98 189V188H97ZM128 189V188H127ZM140 189V188H139ZM145 189V188H144ZM160 189V188H159ZM174 189H176V188H174ZM173 188H172V190H174ZM193 189V188H192ZM55 190H57V188L55 189ZM95 189H93V191H94ZM99 190V191H100ZM135 190V189H134ZM138 190V189H137ZM182 190V189H181ZM194 190H196V186H195V189ZM140 191V190H139ZM142 191H143V188H142ZM175 191V190H174ZM177 191V190H176ZM180 191V190H179ZM183 191V190H182ZM200 191V190H199ZM264 191V190H263ZM145 192V191H144ZM143 192V193H144ZM157 192H159L158 190H157ZM156 192V193H157ZM189 192V191H188ZM192 192V191H191ZM218 192V191H217ZM91 193H93V192H91ZM130 193V192H129ZM131 193H132V191H131ZM180 193V192H179ZM184 193V192H183ZM194 193V192H193ZM211 193H213V192H211ZM220 193L222 194V192L220 191ZM90 194V193H89ZM93 194H95V193H93ZM162 194V193H161ZM172 194V193H171ZM208 194V193H207ZM214 194V193H213ZM216 194V193H215ZM254 194V193H253ZM88 195V194H87ZM131 195V194H130ZM141 195V194H140ZM173 195V194H172ZM209 195V194H208ZM158 196H159V194H158ZM164 196V195H163ZM178 196V194L176 195V197ZM98 197V196H97ZM108 197V198H107ZM123 197H125V195L123 196ZM128 197H130V196H128ZM140 197V196H139ZM178 197H180V196H178ZM186 197V196H185ZM100 198V197H99ZM132 198H134L133 196H132ZM163 198V197H162ZM187 198V197H186ZM188 198H189V196H188ZM160 199V198H159ZM257 199V198H256ZM134 200V199H133ZM233 201H234V199H232ZM258 200V199H257ZM261 200V199H260ZM263 200V199H262ZM20 201V200H19ZM65 201V200H64ZM159 201V200H158ZM176 201V200H175ZM59 202H61V201H59ZM180 202V201H179ZM224 202H225V199H223L222 197H217L215 200H213V204H212V206H213V208H211V209H214V208H216V209H214V210H216L215 212H216V214H214V219H215V221H213L214 223H213V227H214V224H215V228H214V234H215V236L213 237L214 238V240H211L210 238L212 237H210L209 238V235H206V236H208V238L211 240L210 242H212L213 243V241H215L216 242V244H215V246H216V249H217V247L219 246V245H221V247L223 246V244H230V242H231V240H232V236H233V234L235 233V230L236 231H238V230H245V229H249V228H251V227H249V225H250V222L248 221V220H254V221H256V225H257V228L258 229H264V202L263 201H259L258 202V204L255 206L256 208L255 209H253V213H252V215H245V216H242V217H240L239 218V216H238V211L237 210H239V209H233L232 207L231 208H224V206H225V204H224ZM153 203V202H152ZM157 203V202H156ZM140 204V203H139ZM175 204V203H174ZM187 204V203H186ZM236 204V203H235ZM169 205H171V204H169ZM234 205V204H233ZM252 205V204H251ZM61 206V205H60ZM64 206H68V205H64ZM154 206V205H153ZM152 206V207H153ZM164 206V205H163ZM235 206V205H234ZM151 207V206H150ZM64 208V207H63ZM136 208V207H135ZM139 208V207H138ZM164 208H166V207H164ZM34 209H36V208H34ZM39 209H41V208H39ZM39 209H38V211H39ZM146 209V208H145ZM149 209V208H148ZM151 209V208H150ZM154 209V208H153ZM160 209V207H158V210ZM170 209V208H169ZM231 209V210H230ZM233 209V210H232ZM30 210V209H29ZM37 210V209H36ZM36 210H33L34 212L36 211ZM157 210V211H158ZM162 210V209H161ZM127 211V210H126ZM140 211V210H139ZM148 211V210H147ZM156 211V212H157ZM212 211V210H211ZM211 211H210V213H211ZM241 211H242V209H241ZM27 212V211H26ZM25 212V213H26ZM40 212H42L41 210H40ZM128 212V211H127ZM130 212V211H129ZM154 212H155V210H154ZM155 212V213H156ZM185 212H186V210H185ZM248 212V211H247ZM36 213H38V212H36ZM134 213V212H133ZM201 214H203L202 212H200ZM115 214V213H114ZM134 214H136V213H134ZM139 214H142V213H139ZM148 214H151V212H148L147 213V215ZM162 214H164V213H162ZM188 214H191V213H188ZM107 215V214H106ZM151 215H153V214H151ZM150 215V216H151ZM175 215V214H174ZM183 215V214H182ZM185 215V214H184ZM40 216V215H39ZM118 216H120V215H118ZM127 216V215H126ZM132 215L130 214V217H131ZM135 216V215H134ZM165 216H167L166 214H165ZM202 216V215H201ZM204 216V215H203ZM133 217V216H132ZM180 217V216H179ZM212 217V216H211ZM121 218V217H120ZM146 218V217H145ZM226 218L227 219H229L228 221L230 222V219L232 220V223H231V225H229L228 223H227V226L229 225V226H231V229H232V231H228V232H226V234L225 235H222L220 232H219V230H218V228H217V226H223L224 227V225H225V223H224V225H219V224H222L223 223V221L224 220H226ZM115 219V218H114ZM124 219H126V218H124ZM130 219V218H129ZM148 219V218H147ZM163 219V218H162ZM212 219V218H211ZM120 220V219H119ZM123 220V219H122ZM132 220V219H131ZM1 221V220H0ZM36 221V220H35ZM163 221V220H162ZM191 221V220H190ZM193 221V220H192ZM39 222V221H38ZM126 222V221H125ZM136 222V221H135ZM134 222V223H135ZM227 222V221H226ZM128 223V222H127ZM127 223H124V224H127ZM161 223V222H160ZM129 224H130V221H129ZM164 224V223H163ZM162 224V225H163ZM161 225V226H162ZM238 225H240V226H238ZM126 226V225H125ZM128 226V225H127ZM165 226V225H164ZM212 226V225H211ZM41 227V226H40ZM124 227V226H123ZM166 227V226H165ZM252 227H254V226H252ZM256 227V226H255ZM254 227V228H255ZM164 228V227H163ZM238 228V229H237ZM53 229V228H52ZM117 229V228H116ZM165 229V228H164ZM211 229V228H210ZM213 229V228H212ZM212 229L210 230V231H212ZM230 229V230H231ZM235 229V230H234ZM54 230V229H53ZM39 231V230H38ZM42 232H41V234H40V236L44 233L43 232V230H41ZM36 232V231H35ZM40 232V231H39ZM52 232V230L51 231H48V232H46L44 235L46 236V235H49L50 233ZM59 232V231H58ZM62 232H64V230H62ZM213 232V231H212ZM211 232V234H213ZM47 233H49V234H47ZM56 233V232H55ZM61 233V232H60ZM125 233V232H124ZM161 233V232H160ZM166 233H170V232H166ZM172 233V232H171ZM225 233V232H224ZM251 233V232H250ZM32 234H34V233H32ZM37 234L39 235V233L37 232ZM57 234V233H56ZM110 234V233H109ZM207 234H209V232L207 233ZM44 235H42V237L44 236ZM51 236L52 235H54V233H52V234H50ZM71 235H74L75 236V234H71ZM70 235V236H71ZM125 235V234H124ZM127 235V234H126ZM33 236H35L36 237V235H33ZM39 236V237H40ZM64 236V235H63ZM66 236H68L67 234H66ZM131 236V235H130ZM202 236H203V234H202ZM205 236V237H206ZM34 237V238H35ZM47 237V236H46ZM46 237H44V238H46ZM49 237V236H48ZM47 237V238H48ZM55 237H56V235H55ZM54 237V238H55ZM59 237V236H58ZM147 237V236H146ZM31 238H32V236H31ZM109 238V237H108ZM142 238V237H141ZM144 238V237H143ZM200 238V237H199ZM198 238V239H199ZM207 238V237H206ZM25 239V238H24ZM33 239V238H32ZM52 239V238H51ZM63 239H64V237H63ZM62 239V240H63ZM66 239V238H65ZM76 239H78V237L76 238ZM135 239V238H134ZM197 239V240H198ZM203 239H204V237H203ZM39 240H41V238L40 239H38V241ZM48 240H50V239H48ZM57 240V239H56ZM71 240H74V238L73 239H71ZM148 239H146V241H147ZM201 240V239H200ZM208 240V239H207ZM33 241H35V239L33 240ZM37 241V240H36ZM43 241V240H42ZM53 241V240H52ZM129 241H131V239H129ZM184 241H186V240H184ZM203 241V240H202ZM205 241V240H204ZM51 242V241H50ZM49 242V243H50ZM135 242V241H134ZM201 241H199V243H200ZM208 242V241H207ZM77 243V242H76ZM76 243H75V245H76ZM128 243V242H127ZM133 243V242H132ZM150 243H152V242H150ZM177 243V242H176ZM206 243V242H205ZM209 243V242H208ZM51 244H52V242H51ZM59 244V243H58ZM64 244H66L65 242H64ZM105 244H108V242L107 243H105ZM105 244L103 245V244H99V245H96V243H95V245L96 246H94L93 247V249L91 250V255L90 256H92V255H94V256H92L91 257V261L93 260L94 262V264H112L113 263V261H115V260H112V259H108V254H107V251H109V250H111V248L112 247H110V248H107V247H105ZM131 244V243H130ZM159 244V243H158ZM194 245V248L196 247L195 246V243H193ZM201 244H202V242H201ZM207 244V243H206ZM235 244V243H234ZM54 245V244H53ZM60 245H61V243H60ZM74 245V244H73ZM209 245V244H208ZM4 246V245H3ZM2 246V247H3ZM67 246V245H66ZM133 246V245H132ZM46 247H47V245H46ZM45 247V248H46ZM57 247V246H56ZM76 247V246H75ZM221 247H220V250H221ZM262 247V246H261ZM58 248V247H57ZM207 248H208V246H207ZM225 248V247H224ZM5 249H6V247H5ZM75 248H72V250H74ZM170 249V248H169ZM171 249H173V248H171ZM202 249H204L203 247H202ZM228 249V248H227ZM226 249V250H227ZM4 250V249H3ZM49 250V249H48ZM52 250H54V249H52ZM200 250V249H199ZM213 250V249H212ZM214 250H215V248H214ZM225 250V249H224ZM230 250V249H229ZM47 251V250H46ZM195 251H197V250H195ZM209 251V250H208ZM211 251V250H210ZM219 251V250H218ZM217 251V252H218ZM50 252V251H49ZM72 253L74 252V251H71ZM164 252V251H163ZM165 252H167V251H165ZM164 252V253H165ZM171 252V251H170ZM169 252V253H170ZM205 252V251H204ZM34 254L36 253V252H33ZM72 253H70V254H72ZM78 253V252H77ZM139 253V252H138ZM216 253V252H215ZM48 254V253H47ZM46 254V255H47ZM162 253H160V255H161ZM220 254V253H219ZM239 254V253H238ZM77 255V254H76ZM103 255H104V257H103ZM158 255V254H157ZM203 255V254H202ZM36 256V255H35ZM73 256V255H72ZM78 256V255H77ZM76 256V257H77ZM115 256V255H114ZM113 256V257H114ZM131 256V255H130ZM247 256H249V255H247ZM100 257V259H99V261H97V259ZM102 257L103 258H105L104 260L102 259ZM116 257V256H115ZM141 257V256H140ZM160 257V256H159ZM158 257V258H159ZM165 257V256H164ZM201 257H203V256H201ZM208 257H210V256H208ZM207 257V258H208ZM212 257V256H211ZM237 257V256H236ZM68 258V257H67ZM70 258V257H69ZM71 258H74L75 259V257H71ZM109 258H111V257H109ZM118 258V257H117ZM198 258V257H197ZM252 258V257H251ZM254 258V257H253ZM76 259H78V258H76ZM82 259V258H81ZM206 259V258H205ZM204 259V260H205ZM221 259V258H220ZM199 260V259H198ZM209 260V259H208ZM207 260V261H208ZM216 260V258H214V261ZM229 260V259H228ZM239 260V259H238ZM237 260V261H238ZM3 261V260H2ZM1 261V262H2ZM74 261H76V260H74ZM135 261H137V260H135ZM147 261V260H146ZM153 261H156V260H153ZM217 261V260H216ZM230 261V260H229ZM232 261V260H231ZM71 262H72V260H71ZM96 262V263H95ZM139 262V261H138ZM137 262V263H138ZM144 262V261H143ZM152 262V261H151ZM150 262V263H151ZM208 262H210V260L208 261ZM220 262V261H219ZM69 263V262H68ZM92 263V262H91ZM140 263V262H139ZM138 263V264H139ZM142 263V262H141ZM148 263V262H147ZM146 263V264H147ZM203 263H206V262H203ZM218 263V262H217ZM232 263V262H231ZM238 263V262H237ZM239 263L240 264H258V263H260V264H264V254H263V256L262 257H260V258H257V259H254V260H249V261H246V262H242V261H239ZM6 264V263H5ZM80 264H85V262H81ZM199 264H200V261H199ZM222 264H224V263H222ZM228 264V263H227ZM233 264H235V263H233Z\"/></svg>", "mask_w": 264, "mask_h": 264}]
</instances>
